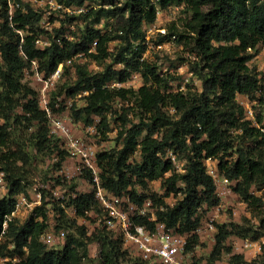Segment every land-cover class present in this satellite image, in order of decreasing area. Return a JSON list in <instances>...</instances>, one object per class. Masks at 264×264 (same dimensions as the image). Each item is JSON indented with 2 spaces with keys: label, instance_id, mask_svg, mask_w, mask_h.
<instances>
[{
  "label": "trees",
  "instance_id": "16d2710c",
  "mask_svg": "<svg viewBox=\"0 0 264 264\" xmlns=\"http://www.w3.org/2000/svg\"><path fill=\"white\" fill-rule=\"evenodd\" d=\"M0 1V172L5 173L6 187V195L0 198V256L11 258L5 264H85L94 242L100 243L98 264H149L136 252L132 256L134 250L106 226L89 234L87 227L79 224V218L104 211L94 190L77 193L76 183L69 186L75 194L67 203L74 208L76 218L55 199L48 201L43 190L42 203L27 220L20 222L12 215L18 196L30 186L27 167L34 159L31 148L56 153L59 169L70 155L63 137L53 131L49 113L40 105V92L24 82L25 69H32L35 60L38 70L48 78L61 64L68 73L67 62L79 56L106 67L95 73L87 63L75 65L76 79L66 94H86L85 105L75 106L72 119L96 125L105 139L112 123H122V146L99 150L98 164L102 185L109 192L122 198L128 195L139 207L151 201L156 220L137 213L134 224L155 231L163 223L188 234L186 250L193 251L201 242V209L220 204L217 184L206 167V160L212 159L260 224H252L251 219L218 224L210 260L214 263L226 252L231 255L230 264H264V244L262 255L252 261L234 253L227 244L232 236L264 240V192L258 195L253 191L254 187L264 190V131L238 101L239 96L257 101L260 109L256 120L264 122L263 76L249 64L264 45V0H102L71 17L82 22L79 35L70 38L57 31L48 36L44 47L37 44L43 32L37 29L42 15L30 5L24 8L19 0L10 19L8 0ZM87 1L59 0L67 8L83 7ZM173 5L184 6L191 17L183 31L172 27V35L162 41L175 36L179 42L189 43L195 56L190 60L191 71L202 81L201 91H173L171 75L161 74L160 67L144 57L148 48L144 26L157 20L159 7ZM109 20H113L110 25ZM106 21L110 27L103 30L100 25ZM114 41L117 45L112 50ZM108 60L123 67L114 69ZM134 72L142 75L140 88L109 85L112 81L126 82ZM116 100L128 104L120 114L114 110ZM49 107L51 112L55 108L51 97ZM132 112L139 122L130 119ZM14 125L23 126L22 130L35 128L29 134V144L13 140ZM137 152L140 160L134 159ZM170 152L186 162L184 172L178 171ZM82 171L92 184L91 174ZM55 180L63 184L62 177ZM158 180L164 194L148 191L149 183ZM171 195L181 196L174 205L167 202ZM48 205L57 213V231H71L60 248H49L41 239L50 226ZM5 221L8 227L4 230Z\"/></svg>",
  "mask_w": 264,
  "mask_h": 264
},
{
  "label": "rangeland",
  "instance_id": "374dc122",
  "mask_svg": "<svg viewBox=\"0 0 264 264\" xmlns=\"http://www.w3.org/2000/svg\"><path fill=\"white\" fill-rule=\"evenodd\" d=\"M19 2L24 8H26V5H30L34 10L42 15V20L39 27L37 28L39 31H43L41 33L38 46L44 47L45 45H47L48 36L56 35L57 31H61L62 36L70 38H73L76 34L79 35L83 27L82 22L79 19L73 21L71 17L75 15L78 16L81 13V9H90V7L97 6L99 2H102V0H88L83 7L72 8L65 7L59 2V0H20ZM158 9L159 11L157 20L152 24H146L144 26L148 44V48L144 57L149 62L158 65L160 67L159 71L161 74L171 75V89L173 91H187L188 89L201 91L202 81L191 71L190 60H194L195 56L190 53L189 43L179 42L175 36L171 37V40L162 41L165 36L172 35V27H175L179 31H183L185 29V21L189 19L191 15L186 11L184 6L173 5L167 8L159 7ZM112 22L113 20H109V25ZM109 25L106 21L102 22L100 27L103 30H106L107 27H110ZM116 45L117 41L112 42L111 49L114 50L116 48ZM82 63H87L89 69L95 73L102 71L106 67V65L97 64L82 56L75 58L73 61L67 62V67H69L70 69L68 73H65L64 64L60 65V67L62 68L61 77L57 81H55L54 86L51 87L50 90V97L54 102L55 107L52 109L51 116L53 118L64 120L76 136H83L86 139L92 141L98 146V149L100 151H112L115 148H120L122 146V140L119 139V132L123 127L122 123H112V130L108 133V138L105 139L97 130L96 125H93L95 127V130H89V126H86L83 121L74 122L72 119V112L75 109V106L76 109H79L85 105L83 95L86 93H80L76 96H69L66 94V91L68 90V87L72 84V82H74L76 79L75 65ZM107 64H111L114 69H121L123 67L120 64L112 63L111 60H108ZM249 64L251 67L256 68L257 71L262 73L264 84V45L259 46L256 56L249 62ZM24 82L40 92L41 84L35 78L33 69H30L29 66L25 69ZM109 85L113 87L116 86L138 89L143 85V78L139 72H134L126 82L122 83L118 81H112L109 83ZM239 98L242 99V97L240 96ZM249 105L252 109H254L253 111L256 115L257 111H259L260 109L257 101H252L250 99ZM124 106L128 108V104L124 103L121 100H116L114 102V110L119 111V114L124 111ZM129 117L130 119L134 120V122H139V119L136 115L133 114V112L130 113ZM94 118L96 122L99 121V117ZM22 127L23 126L16 127L15 125L12 127L14 129L13 140L20 141V143L29 144V134L35 128L31 127L29 130H22ZM55 133L58 134L57 132ZM52 138L56 139V137ZM14 144L17 145L16 142H14ZM60 144L62 145V148H64V143L60 142ZM30 152L34 156L31 165L27 167L30 186H28L22 194L26 195V198L29 202H34L37 199L35 187H38V189L43 190L44 194L47 195L48 201L55 199V202L58 205H62L63 207H65L66 212L70 217L76 218L77 216L74 208L67 206L69 197L75 194L69 188L70 184L72 182L77 184L78 188H76L77 190L75 191L77 193H85L94 190L92 184L88 181V179L83 177L84 174H82L83 171L80 168L79 160L77 158H74L73 156L68 155L67 160L61 166V169H59L56 166V163L58 162L56 153L50 154L48 151L37 152L33 151L32 148ZM173 153L170 152L169 156L175 158L178 171L184 172L186 162L184 160H180L179 158L177 159V156ZM140 158V153L137 152L134 159L140 160ZM59 176L63 179V184L61 185L57 184L55 180ZM148 187V191L158 194H164V190L162 188L160 180L149 183ZM138 189L140 192L143 191L142 187L140 186H138ZM253 191L258 195H261L264 192V190L259 191L256 187L253 188ZM44 194L42 195L44 196ZM5 195L6 187L5 185H0V198L4 197ZM221 195L224 198H222ZM221 195L218 194V196L220 197V203H222L224 207L220 208L218 212L222 214L223 218H220L219 220L217 219V221L213 222L216 229L218 224H224L230 221L242 223L243 221H245V219H251L252 224L259 226L260 221L257 217L252 216L247 204L243 202L240 197L233 191L232 185L228 187V191H226V193H222ZM126 198H128V195H126ZM178 198L174 195H171L167 198V202L171 205H174ZM137 207L138 206L130 201H126L123 203V208L134 214L139 212V210H137ZM142 208L146 211V214L156 218L155 209L151 206V204H146ZM48 211L50 226L47 231H57V229L55 228L57 213L54 211V208L51 205H48ZM215 212V208H210L207 210L206 206L203 207L200 211V214L205 219V224H202L201 226L207 225L208 229H210L209 224L211 223V219ZM31 213L32 210H30L26 206H23L15 217H17L20 222H24L30 217ZM78 220L79 224L87 227L89 234L95 233L99 229L105 227V219L103 213L99 214L98 212H93L90 213V217L88 219L79 218ZM63 230L66 232V236L71 233L70 230ZM205 230L206 228H201V242L193 251H191V256L194 259V264H230L231 255L226 252L223 253L220 258L214 263L211 262L210 257L213 250V245L212 241H209L204 237ZM237 240V236H232L227 242V244L233 248L234 253L243 254L248 261L258 259V257L262 255L263 249L259 251L256 249L257 247H255V252L248 249L237 248ZM261 240L262 239L255 241L261 242ZM63 241L64 240H61V243H63ZM61 245L62 244H60L59 241L56 246L48 247L60 248ZM129 249L132 248L129 247ZM99 250V242L90 244V258L85 261V264H98ZM131 255L134 257L136 256L134 251L131 253Z\"/></svg>",
  "mask_w": 264,
  "mask_h": 264
},
{
  "label": "built area",
  "instance_id": "2783aa9c",
  "mask_svg": "<svg viewBox=\"0 0 264 264\" xmlns=\"http://www.w3.org/2000/svg\"><path fill=\"white\" fill-rule=\"evenodd\" d=\"M8 2L10 7V19H12L14 9L19 6V4L15 3V0H8ZM85 10L87 9H81L80 12ZM39 42L40 39L37 41V44ZM37 65V61H32V69L35 74V78L41 84L39 97L40 105L49 113L53 131L57 132L63 137L65 146L69 151L70 156H73L79 160L81 170L84 169L91 174L92 187L94 189L95 197L104 211L106 228L113 233L120 235L124 240L125 246L132 247L134 252L140 255L144 260L148 261L149 264H194L191 251L189 252L186 250L189 238L188 234L178 233L174 228H168L163 223H159L155 231H151L146 225L134 224L133 217L137 213L147 215L151 221L156 220V218L153 216L146 214V211L142 208L146 204L152 205L150 200L147 201L142 207L138 206L137 210H139V212L134 214L123 208V203L130 201L129 198L116 196L109 192L102 185L100 174L101 168L98 164V146L83 136H76L64 120L53 118L51 116V109L49 107L50 90L51 87L54 86L55 81L61 77L62 68L59 66V68L47 78L44 77V75L38 70ZM240 97H242V99L238 97V101L240 104L245 106L247 116L253 120L257 127L264 131V122L260 124L256 120V115L253 111L254 109L250 107L248 97ZM89 130H95V127L90 125ZM172 158L175 160L174 157ZM206 167L208 173L211 174L215 179L218 194L221 195L222 193L228 191V187L232 185V181L219 174L214 160L207 159ZM0 185H5L4 172H0ZM223 186L226 187L225 190L222 189ZM35 190L37 193V199L34 202H29L25 194H20L18 196L16 209L12 214L13 216H16L23 206H26L33 211L37 205L41 204L42 193L38 187H35ZM219 205L215 206L216 212L214 213L211 223L209 224L210 229L214 231L217 229L213 222L217 221V219L219 220L220 218H223L222 214L218 212L221 208ZM7 227L8 221H5L4 230L7 229ZM65 236L66 232L62 229L54 232L47 231L42 235L41 239L46 245L54 246L59 241L61 242V240H64ZM263 244L264 240L257 242L250 239H244L242 241L241 247L243 249L257 247L256 249L260 251L262 250ZM8 260H11V258L0 256V264H5Z\"/></svg>",
  "mask_w": 264,
  "mask_h": 264
},
{
  "label": "crops",
  "instance_id": "0c3cea01",
  "mask_svg": "<svg viewBox=\"0 0 264 264\" xmlns=\"http://www.w3.org/2000/svg\"><path fill=\"white\" fill-rule=\"evenodd\" d=\"M232 185H233V184H232ZM222 189L225 190L226 187L223 186ZM225 193H226V192H225ZM221 196H222V195H221ZM222 198H224V197L222 196ZM219 207L223 208L224 205L221 203V204L219 205ZM214 208H216V207H213V209H214ZM202 224H205V219H204V218H203ZM202 227H204V229L206 228L204 237H205L207 240L212 241V245L214 246V244H215V238H214V237H215V234H217V231H214V230H212V229L210 230V229H208L207 225H204V226H201V227L199 228V233H200ZM215 232H216V233H215ZM200 235H201V233H200ZM201 238H202V236H201ZM242 241H243V240H240V239L238 238V240L236 241V246H237V248H242V247H241V246H242ZM242 249H243V248H242ZM248 250H251V251H253V252L256 251L255 247L250 248V249H248Z\"/></svg>",
  "mask_w": 264,
  "mask_h": 264
}]
</instances>
